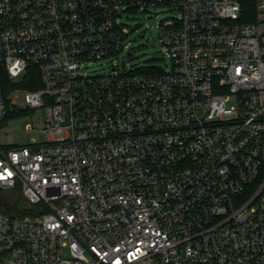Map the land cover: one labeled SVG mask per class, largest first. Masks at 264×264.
Instances as JSON below:
<instances>
[{"label":"built area","instance_id":"obj_1","mask_svg":"<svg viewBox=\"0 0 264 264\" xmlns=\"http://www.w3.org/2000/svg\"><path fill=\"white\" fill-rule=\"evenodd\" d=\"M157 6L167 69L82 72ZM30 66L45 140L0 148L32 208L0 212V264H264V0H0V81Z\"/></svg>","mask_w":264,"mask_h":264},{"label":"rangeland","instance_id":"obj_2","mask_svg":"<svg viewBox=\"0 0 264 264\" xmlns=\"http://www.w3.org/2000/svg\"><path fill=\"white\" fill-rule=\"evenodd\" d=\"M120 14L121 22L131 28L127 41L132 57L124 53L117 54L109 60L93 61L85 64L82 72L87 75L110 72V65L128 66L132 69H152L160 67L167 69L171 60L165 49L158 43V24L169 17H175L178 12L167 6L150 7L146 10L123 8ZM16 78L12 82L18 81ZM10 110L14 111L0 124V148L7 149L14 145H26L33 141L42 142L45 134L44 110L41 107L27 108L25 93L22 89H12L7 94ZM233 100L227 102L232 105ZM29 125V126H28Z\"/></svg>","mask_w":264,"mask_h":264},{"label":"trees","instance_id":"obj_3","mask_svg":"<svg viewBox=\"0 0 264 264\" xmlns=\"http://www.w3.org/2000/svg\"><path fill=\"white\" fill-rule=\"evenodd\" d=\"M0 82L7 106L9 103L7 94L12 89H15V87L17 89L35 90L41 86L38 71L35 66L28 67L22 77L16 82L9 80L6 75H3ZM11 113H14V111L10 110L8 106L6 115L4 119L0 121V124ZM31 209V205L23 197L19 187L6 190L0 189V212H5L12 216H22L31 213Z\"/></svg>","mask_w":264,"mask_h":264},{"label":"water","instance_id":"obj_4","mask_svg":"<svg viewBox=\"0 0 264 264\" xmlns=\"http://www.w3.org/2000/svg\"><path fill=\"white\" fill-rule=\"evenodd\" d=\"M128 54H131L130 52H128Z\"/></svg>","mask_w":264,"mask_h":264}]
</instances>
